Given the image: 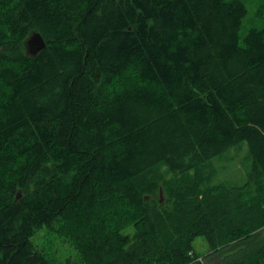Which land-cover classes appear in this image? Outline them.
<instances>
[{"label":"trees","instance_id":"obj_1","mask_svg":"<svg viewBox=\"0 0 264 264\" xmlns=\"http://www.w3.org/2000/svg\"><path fill=\"white\" fill-rule=\"evenodd\" d=\"M247 16L242 0H0V264H78L32 242L44 226L79 264H264V1L242 40ZM245 144L234 185L219 161Z\"/></svg>","mask_w":264,"mask_h":264},{"label":"rangeland","instance_id":"obj_2","mask_svg":"<svg viewBox=\"0 0 264 264\" xmlns=\"http://www.w3.org/2000/svg\"><path fill=\"white\" fill-rule=\"evenodd\" d=\"M242 1L248 8V16L244 20L243 28L241 31V39L243 40V37L249 29L253 27H259L260 24L258 22V19L256 18V12L259 4L264 0ZM248 151L249 148L247 144H245L244 149L241 153H236V150H234L230 155L223 157L219 161L223 166H225L223 177L226 178V180L231 181L234 185H241L246 180L247 169L242 164V160L245 158V156H247ZM46 233L47 228L44 226L43 228L39 229L32 237V242L39 248L46 249L49 254L55 253L59 262H63L69 258L79 264L80 261L78 260V252L69 243H63L59 240L50 239L46 236ZM50 242L52 243L49 244ZM195 249L202 256H205L209 253L210 247L205 237H198L195 240Z\"/></svg>","mask_w":264,"mask_h":264},{"label":"water","instance_id":"obj_3","mask_svg":"<svg viewBox=\"0 0 264 264\" xmlns=\"http://www.w3.org/2000/svg\"><path fill=\"white\" fill-rule=\"evenodd\" d=\"M46 41L39 32H32L30 37L25 42V49L27 55L31 57H36L40 52L46 48ZM161 202H163V190H160Z\"/></svg>","mask_w":264,"mask_h":264},{"label":"built area","instance_id":"obj_4","mask_svg":"<svg viewBox=\"0 0 264 264\" xmlns=\"http://www.w3.org/2000/svg\"><path fill=\"white\" fill-rule=\"evenodd\" d=\"M199 261H200V262H204V261H203V258H200Z\"/></svg>","mask_w":264,"mask_h":264}]
</instances>
